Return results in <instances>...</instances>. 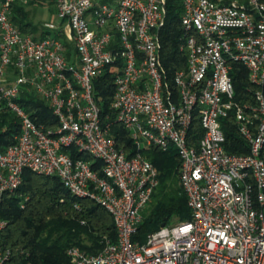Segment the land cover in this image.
Returning <instances> with one entry per match:
<instances>
[{"label":"built area","instance_id":"1","mask_svg":"<svg viewBox=\"0 0 264 264\" xmlns=\"http://www.w3.org/2000/svg\"><path fill=\"white\" fill-rule=\"evenodd\" d=\"M13 1L0 0V108L20 131L0 147V202L28 170L55 175L73 197L102 206L116 239L105 237L95 253L67 247L69 264H264V0H178L186 69L175 72L173 86L158 39L167 0H52L44 36L13 24ZM234 63L246 70L252 102L235 99ZM109 66V107L135 144L130 157L116 146L94 97L93 80ZM26 87L49 105L53 126L36 124L20 105ZM194 111L203 133L191 145ZM229 113L247 153L224 147L221 119ZM148 146L176 151L190 218L140 243L132 236L158 184L140 151ZM6 224L0 217V232ZM8 257L0 241V264Z\"/></svg>","mask_w":264,"mask_h":264},{"label":"trees","instance_id":"2","mask_svg":"<svg viewBox=\"0 0 264 264\" xmlns=\"http://www.w3.org/2000/svg\"><path fill=\"white\" fill-rule=\"evenodd\" d=\"M24 7L25 4L20 0L13 1V24L22 33L36 34L40 31V36L48 34V30L41 28V22L34 23L28 17V11ZM179 12L178 0H167L165 24L158 30L160 63L165 72V81L170 86H173L175 72L186 69ZM114 74V67L109 66L93 80L94 97L100 106L102 120L109 123V133L116 146L130 157L136 151L135 144L128 131L116 121L115 113L109 107L114 93ZM230 75L235 99L239 102H252V87L244 67L234 63ZM18 101L36 124L45 127L55 124L49 105L29 88L23 90ZM221 127L227 152H248V144L238 133L231 113L221 119ZM19 131L16 117L1 107L0 147L12 142L13 136ZM202 133L198 114L194 111L187 136L188 143L196 145ZM140 151L158 172V184L152 193L151 205L142 211V219L132 236L133 240L142 243L149 233L161 226L164 219L165 224H168L173 216H177L180 221L188 220L190 209L187 196L178 181L180 161L176 151L173 148L163 151L155 146L144 147ZM71 154L91 162L95 169L100 166V162L93 161L88 154H80L74 149ZM0 217L7 222L0 232L1 244L9 250V257L4 264H69L67 247L78 245L88 252L95 253L100 250L105 237L111 241L116 239L111 215L89 198L73 197L55 175L24 171L18 188L4 193L0 202Z\"/></svg>","mask_w":264,"mask_h":264},{"label":"rangeland","instance_id":"3","mask_svg":"<svg viewBox=\"0 0 264 264\" xmlns=\"http://www.w3.org/2000/svg\"><path fill=\"white\" fill-rule=\"evenodd\" d=\"M25 4V10L28 11V17L34 23L50 21L54 17V5L51 0H20ZM105 1V0H99ZM151 205V200L145 205L144 209ZM180 221L177 216H173L168 224Z\"/></svg>","mask_w":264,"mask_h":264},{"label":"water","instance_id":"4","mask_svg":"<svg viewBox=\"0 0 264 264\" xmlns=\"http://www.w3.org/2000/svg\"><path fill=\"white\" fill-rule=\"evenodd\" d=\"M163 225H165V219H164V221L161 223V226H163Z\"/></svg>","mask_w":264,"mask_h":264},{"label":"crops","instance_id":"5","mask_svg":"<svg viewBox=\"0 0 264 264\" xmlns=\"http://www.w3.org/2000/svg\"><path fill=\"white\" fill-rule=\"evenodd\" d=\"M52 1V0H51ZM53 2V1H52Z\"/></svg>","mask_w":264,"mask_h":264}]
</instances>
